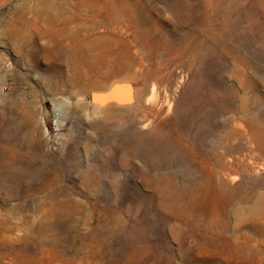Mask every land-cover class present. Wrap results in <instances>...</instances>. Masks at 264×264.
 <instances>
[{
	"label": "rangeland",
	"instance_id": "rangeland-1",
	"mask_svg": "<svg viewBox=\"0 0 264 264\" xmlns=\"http://www.w3.org/2000/svg\"><path fill=\"white\" fill-rule=\"evenodd\" d=\"M0 264H264V0H0Z\"/></svg>",
	"mask_w": 264,
	"mask_h": 264
},
{
	"label": "water",
	"instance_id": "water-1",
	"mask_svg": "<svg viewBox=\"0 0 264 264\" xmlns=\"http://www.w3.org/2000/svg\"><path fill=\"white\" fill-rule=\"evenodd\" d=\"M138 83L130 78H122L112 83L105 90L91 94V104L94 107L117 106L127 108L135 101V88Z\"/></svg>",
	"mask_w": 264,
	"mask_h": 264
},
{
	"label": "bare ground",
	"instance_id": "bare-ground-1",
	"mask_svg": "<svg viewBox=\"0 0 264 264\" xmlns=\"http://www.w3.org/2000/svg\"><path fill=\"white\" fill-rule=\"evenodd\" d=\"M132 104H133V102H132ZM132 104H131V105H132ZM131 105H130V106H131ZM126 107H128V106H126Z\"/></svg>",
	"mask_w": 264,
	"mask_h": 264
}]
</instances>
